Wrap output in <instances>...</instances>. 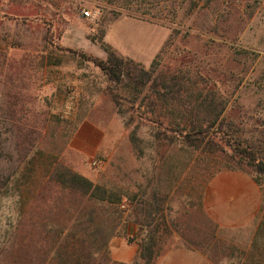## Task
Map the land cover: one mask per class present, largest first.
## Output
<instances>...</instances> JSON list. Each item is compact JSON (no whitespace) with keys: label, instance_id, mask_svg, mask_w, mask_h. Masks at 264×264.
Segmentation results:
<instances>
[{"label":"rangeland","instance_id":"obj_1","mask_svg":"<svg viewBox=\"0 0 264 264\" xmlns=\"http://www.w3.org/2000/svg\"><path fill=\"white\" fill-rule=\"evenodd\" d=\"M101 40L146 68L164 51L138 96L76 52L105 59ZM155 80L166 108L197 111L203 91L225 104L217 126L264 148V0H0V264H156L173 248L264 264V204L239 246L203 210L230 146L160 133ZM61 165L125 195L121 212L65 186ZM130 221L143 236L124 263L111 249Z\"/></svg>","mask_w":264,"mask_h":264},{"label":"trees","instance_id":"obj_2","mask_svg":"<svg viewBox=\"0 0 264 264\" xmlns=\"http://www.w3.org/2000/svg\"><path fill=\"white\" fill-rule=\"evenodd\" d=\"M102 48L107 53L105 59L87 55L85 52L76 51L87 60L92 61L100 70L104 73L107 79L115 84H123L128 88L132 95L138 96L141 92V88L147 86L153 78L154 72L157 70L162 54L164 51L156 56L152 61L149 68H146L141 63L135 62L133 59L125 58L118 54L117 51L107 42L100 41ZM158 82L155 80L151 84L152 90L147 98L150 100L151 109L148 113L154 120L167 119L168 123L165 128L160 129V133L167 136L168 132H171L173 136L184 137V140L190 142V145H197L204 141L207 143L219 144L217 137L226 142L232 153H228V156L235 163L234 166L228 167V169H240L255 176V179L262 184L264 176V148L250 139H238L228 131L223 129L222 126L217 123L225 108V104H218L214 102V97L210 98L209 94L204 96V92L198 93L197 100L199 99V108L197 111L188 109H179L178 111L166 108L167 101L164 96L165 93L157 88ZM163 87H166L165 84ZM113 99L116 100V94H113ZM165 99V100H164ZM144 100L141 101V104ZM161 102L163 109L157 112L155 109ZM206 107V108H205ZM208 111L205 115L206 118L201 117L202 111ZM142 116V115H141ZM173 138V137H171ZM222 141V142H223ZM225 151V148L222 147ZM62 168L60 177L63 179V184L71 189H83L82 191L88 195V199L106 206L111 210V214L121 212L120 205L125 195L122 193L108 189L101 184H95L87 177L72 171L71 169L60 166ZM115 215V214H114ZM70 235V233L68 234ZM150 249V247H149ZM157 253L155 257H158ZM152 258V257H150ZM63 264H68L63 261Z\"/></svg>","mask_w":264,"mask_h":264},{"label":"crops","instance_id":"obj_3","mask_svg":"<svg viewBox=\"0 0 264 264\" xmlns=\"http://www.w3.org/2000/svg\"><path fill=\"white\" fill-rule=\"evenodd\" d=\"M89 123V122H87ZM86 122L78 128L71 145L78 140L88 136ZM94 126L98 127L94 124ZM99 128V127H98ZM100 129V128H99ZM103 137V136H102ZM101 138L97 142L95 153L102 147ZM70 145V146H71ZM74 147V145H73ZM75 150L85 154L83 147H74ZM203 210L215 224L227 231L234 232L236 245L243 242L244 236L241 231L247 226H254L255 219L261 212L264 204V187L249 172L240 169H225L215 173L205 184L202 195ZM128 230L125 236L118 238L121 242L111 249V256L114 260L129 263L136 256L138 244L136 241L127 243V236L136 230L142 239L143 232L136 223L128 222ZM253 236V235H252ZM220 264H242L240 261H232L230 256H223ZM156 264H216L211 256L195 249L180 248L169 249Z\"/></svg>","mask_w":264,"mask_h":264},{"label":"built area","instance_id":"obj_4","mask_svg":"<svg viewBox=\"0 0 264 264\" xmlns=\"http://www.w3.org/2000/svg\"><path fill=\"white\" fill-rule=\"evenodd\" d=\"M84 14L87 16V17H90L92 15V13L89 11V10H85L84 11Z\"/></svg>","mask_w":264,"mask_h":264}]
</instances>
